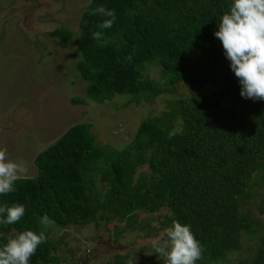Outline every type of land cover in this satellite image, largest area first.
<instances>
[{"label": "trees", "instance_id": "16d2710c", "mask_svg": "<svg viewBox=\"0 0 264 264\" xmlns=\"http://www.w3.org/2000/svg\"><path fill=\"white\" fill-rule=\"evenodd\" d=\"M231 3L89 0L76 37L65 28L49 32L59 47L70 41L76 47L74 69L90 101L127 95L130 103L151 105L164 86L185 83L188 91L141 121L119 151L98 147L90 123L70 126L39 151L36 175L18 179L14 192L0 195V206L25 207L18 223L0 225V246L26 230L44 232L46 242L29 264H59L57 245L66 243L50 239L40 223L45 215L59 228L121 222L120 230L113 228V244L122 230L146 226L144 236L150 237L176 221L190 225L202 247L196 264H227L234 252V264H264V228L241 211L253 174L264 169V101L240 96L239 80L214 36ZM98 6L115 11L111 28H98L107 19L91 14ZM97 31L100 40L92 38ZM146 64L157 67L161 82L144 76ZM143 165L148 171L137 173ZM138 213L148 217L138 220ZM152 214L161 221L150 231ZM243 236L250 239L245 251ZM117 259L107 264L129 261Z\"/></svg>", "mask_w": 264, "mask_h": 264}, {"label": "rangeland", "instance_id": "374dc122", "mask_svg": "<svg viewBox=\"0 0 264 264\" xmlns=\"http://www.w3.org/2000/svg\"><path fill=\"white\" fill-rule=\"evenodd\" d=\"M89 0H0V148H6L9 159L27 166L21 178H33L34 156L52 144L67 128L78 123H90L98 147L119 151L129 142L138 125L146 118L166 111V103L187 94L185 83L163 87V94L153 104L130 103L127 95H115L102 103L87 99L85 82L74 69L76 47L70 41L64 48L49 32L68 29L78 35V22ZM146 78L160 81L158 69L144 65ZM84 104H73L71 99ZM143 165L137 173L147 172ZM98 185V182H96ZM248 197L242 199L241 211L259 220L264 228V169L253 174ZM163 213V212H162ZM148 216L138 213V220ZM148 222L153 231L160 225L158 214ZM97 224V226L95 225ZM122 223L92 222L84 226L59 228L49 223L48 235L57 245L59 264H107L117 257L134 259L135 264H164V258L153 253L154 243L166 239V229L144 236V229L122 230L113 244V228ZM243 250L250 243L242 237ZM110 247H109V246ZM236 253L228 257L234 264Z\"/></svg>", "mask_w": 264, "mask_h": 264}, {"label": "clouds", "instance_id": "9594fccd", "mask_svg": "<svg viewBox=\"0 0 264 264\" xmlns=\"http://www.w3.org/2000/svg\"><path fill=\"white\" fill-rule=\"evenodd\" d=\"M91 14L107 17L98 25L101 30L111 28L116 19L115 11L103 6L96 7ZM218 29L214 36L221 42L230 69L239 80L240 96L264 101V0H232ZM92 38L102 39V32H93ZM26 172L24 162L9 159L7 149L0 148V195L14 192L15 182ZM24 214V205L0 206V225L16 224ZM40 223L47 225L48 217H42ZM165 231L166 239L154 243L147 255L158 254L164 258V264H196L202 258V247L190 225L174 221ZM44 242V232L37 234L26 230L9 236L0 246V264H29L38 246ZM135 261L136 257L129 259L128 264H135Z\"/></svg>", "mask_w": 264, "mask_h": 264}, {"label": "flooded vegetation", "instance_id": "af4514ba", "mask_svg": "<svg viewBox=\"0 0 264 264\" xmlns=\"http://www.w3.org/2000/svg\"><path fill=\"white\" fill-rule=\"evenodd\" d=\"M109 246V245H108ZM110 247V246H109Z\"/></svg>", "mask_w": 264, "mask_h": 264}]
</instances>
